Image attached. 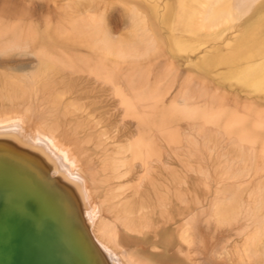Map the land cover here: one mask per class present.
Wrapping results in <instances>:
<instances>
[{"label": "rangeland", "instance_id": "rangeland-1", "mask_svg": "<svg viewBox=\"0 0 264 264\" xmlns=\"http://www.w3.org/2000/svg\"><path fill=\"white\" fill-rule=\"evenodd\" d=\"M190 3L0 0V112L70 132L104 234L92 231L123 263L264 264V90L217 63L264 0L216 29L203 2L184 28ZM132 15L156 23L154 41ZM243 57L264 69V41Z\"/></svg>", "mask_w": 264, "mask_h": 264}, {"label": "bare ground", "instance_id": "bare-ground-1", "mask_svg": "<svg viewBox=\"0 0 264 264\" xmlns=\"http://www.w3.org/2000/svg\"><path fill=\"white\" fill-rule=\"evenodd\" d=\"M248 1L205 0L200 12L202 26L210 23L204 28L216 29L225 24L223 18L222 23L217 22L218 18L229 17ZM132 10L136 9L132 7ZM255 17L241 24L245 31L241 40L247 41L262 33L259 26L253 31L258 23ZM214 20L217 21L214 23ZM152 25L135 16L131 19L132 29L144 31L135 36L146 42L154 41L149 30ZM249 65L250 57L240 64L235 60L227 62L224 78L254 79L252 83L264 90V69L254 71ZM5 111L0 112V264H131L123 263L101 239L102 221L87 198L86 181L77 172L83 157L70 132L46 121L33 122L35 118L21 115L18 110ZM53 172L54 178L50 176ZM72 202L77 206L74 211L82 215L79 221L88 228L93 245L87 239L84 242V235L72 221L74 214L69 206ZM93 223L95 226L98 223L101 238L92 231Z\"/></svg>", "mask_w": 264, "mask_h": 264}, {"label": "crops", "instance_id": "crops-1", "mask_svg": "<svg viewBox=\"0 0 264 264\" xmlns=\"http://www.w3.org/2000/svg\"><path fill=\"white\" fill-rule=\"evenodd\" d=\"M41 1L42 2H47L49 0H38V3H41ZM51 1L54 2L55 0H51ZM125 1H127L128 3L130 2V0H125ZM167 1H169V0H167ZM190 1H191L190 5H188V7L186 9H184L183 12H181V16H180V18L182 19L180 21H181L182 25L184 26V28H188L189 27L188 25L190 23V18H191V17L189 18V16L192 15V14L198 13V11H199L198 5L199 4L201 5V2H204L205 0H190ZM137 5H140V3H133L132 4V7H134L138 11V6ZM252 13L253 14H251V17H249L245 22H247L248 20L252 19L253 16H257V18L255 17L257 20L259 18H261V19L263 18L264 19V16H263L264 15V3H260L259 6H257ZM163 20L164 21L162 23L164 25H167V22L169 20V12H167L165 14V17H164ZM147 22H151V20L148 19ZM230 23L231 22H227L225 24H227V27H231L230 25H232V24H230ZM152 24H153L152 25V28L149 29V30L151 31V33H152L151 35H152V37L155 40L156 37H157V33H156V28L157 27H156V23L154 21L152 22ZM262 24L264 25V20H263V22L261 24H258L257 23V25H255V27L253 29V31H254L256 29V26H259L260 27V30H263L262 33H260L259 36H254L252 39H249L247 41L241 40V38L243 37V34L245 33V31L243 32V29H242L241 24H237V26L235 25V27H238L239 30H240V37H237L234 40V46L235 47H234V49H233V51H232V53L230 55H232L235 58L232 59V60H236V58L242 56L243 54H245L246 52H248L249 50H251V48L253 46H255L256 44H259V43H261V42L264 41V28H262L264 26H260ZM184 46L185 45H181V44L178 45V47L181 48V49L182 48H186ZM238 46H240V47L242 46V47L241 48H238ZM247 58L248 57H243L242 60H240V61H238L236 63H239V64L240 63H244ZM217 63L224 66V72L222 74V77H220V78L225 79L224 78V73H225V67H226V63L227 62H224L223 60H221V61L218 60Z\"/></svg>", "mask_w": 264, "mask_h": 264}, {"label": "water", "instance_id": "water-1", "mask_svg": "<svg viewBox=\"0 0 264 264\" xmlns=\"http://www.w3.org/2000/svg\"><path fill=\"white\" fill-rule=\"evenodd\" d=\"M80 232H81V231H80ZM80 234H81V235H84L85 238H83V240H84L85 243H86L87 240H88V242H90V244L93 245V244H92V243H93L92 240L90 239V237H89L84 231L81 232ZM80 237H81V236H80ZM85 239H87V240H85ZM92 264H94V262H92Z\"/></svg>", "mask_w": 264, "mask_h": 264}]
</instances>
